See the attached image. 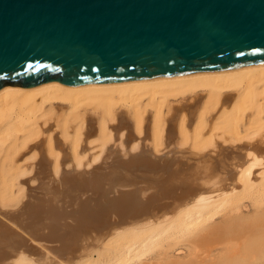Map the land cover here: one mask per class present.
Returning a JSON list of instances; mask_svg holds the SVG:
<instances>
[{
	"label": "bare ground",
	"instance_id": "obj_1",
	"mask_svg": "<svg viewBox=\"0 0 264 264\" xmlns=\"http://www.w3.org/2000/svg\"><path fill=\"white\" fill-rule=\"evenodd\" d=\"M256 261L264 64L0 91V264Z\"/></svg>",
	"mask_w": 264,
	"mask_h": 264
},
{
	"label": "water",
	"instance_id": "obj_2",
	"mask_svg": "<svg viewBox=\"0 0 264 264\" xmlns=\"http://www.w3.org/2000/svg\"><path fill=\"white\" fill-rule=\"evenodd\" d=\"M264 64V0H0V91Z\"/></svg>",
	"mask_w": 264,
	"mask_h": 264
},
{
	"label": "rangeland",
	"instance_id": "obj_3",
	"mask_svg": "<svg viewBox=\"0 0 264 264\" xmlns=\"http://www.w3.org/2000/svg\"><path fill=\"white\" fill-rule=\"evenodd\" d=\"M167 156H168V155H167ZM167 156H166V158H167ZM31 186H36V185H35V184H34V185L32 184ZM246 213H247V211H246V210H243V214H241L242 217L245 216V215H247ZM244 214H245V215H244ZM247 217H248V215H247ZM3 221L6 222L5 220H3ZM6 223L9 224L8 222H6ZM199 238L201 239L202 237H199ZM199 238H198L197 240L201 241L200 245H199V241L196 240L197 242L194 243V246H197V247L200 246V247H198V248H200V249L198 250L196 247L192 246V248L197 249L199 252L201 251V253H202V254L200 253V255H199V254H198L199 252H198V251L196 252V250H195V252L199 255V256H198L197 254H195V256L197 255L196 257H197L198 259H200V257L202 258L203 256L205 257V256L207 255V251H208V250L206 249V254L204 253L205 255H203V252H205V251L202 250V248H201L202 246H201V245L204 244V242H202V241H204V240H200ZM205 239H207V238H205ZM205 242H206V240H205ZM196 244H198V245H196ZM53 245H54V244H53ZM55 245H56V244H55ZM203 246H205V244H204ZM205 248H207V247H205ZM205 248H203V249H205ZM259 250H262V248H259ZM201 255H202V256H201ZM197 258H195V259H197ZM249 259H250V257H249ZM254 263L257 264L258 261L254 262Z\"/></svg>",
	"mask_w": 264,
	"mask_h": 264
}]
</instances>
